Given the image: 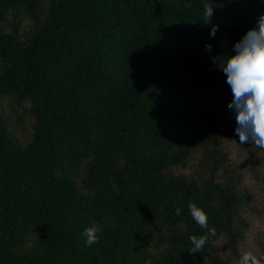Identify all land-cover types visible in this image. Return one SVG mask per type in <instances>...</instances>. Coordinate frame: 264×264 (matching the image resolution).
<instances>
[{
  "label": "trees",
  "instance_id": "1",
  "mask_svg": "<svg viewBox=\"0 0 264 264\" xmlns=\"http://www.w3.org/2000/svg\"><path fill=\"white\" fill-rule=\"evenodd\" d=\"M261 15L264 0H0V264L239 263L264 150L239 142L214 58ZM190 203L216 229L200 252Z\"/></svg>",
  "mask_w": 264,
  "mask_h": 264
},
{
  "label": "clouds",
  "instance_id": "2",
  "mask_svg": "<svg viewBox=\"0 0 264 264\" xmlns=\"http://www.w3.org/2000/svg\"><path fill=\"white\" fill-rule=\"evenodd\" d=\"M204 23H210L214 15L213 7L204 5ZM218 26H213L211 36H215ZM211 51L212 45H206ZM234 55L226 60L222 57L214 58L219 69L226 75L227 84L230 86L233 100L229 108L235 113L237 127L236 134L241 144L252 143L255 147L264 150V15L257 20V26L250 29L243 38L234 45ZM191 217L207 233L200 237L191 236L190 249L192 252H200L208 240L209 235L215 236V227L209 228L207 213L194 203L188 205ZM181 209H176V215L181 214ZM102 228L94 224L84 230L82 236L85 245L92 246L99 242ZM151 264V261H147ZM239 264H264L251 251L243 252Z\"/></svg>",
  "mask_w": 264,
  "mask_h": 264
},
{
  "label": "rangeland",
  "instance_id": "3",
  "mask_svg": "<svg viewBox=\"0 0 264 264\" xmlns=\"http://www.w3.org/2000/svg\"><path fill=\"white\" fill-rule=\"evenodd\" d=\"M18 137L22 138L23 136L28 135V127L25 123L23 126L18 128ZM241 148V145H237L235 142H231L227 145V149L229 150L231 154V158L234 160H238L239 163H242L240 171L244 175L243 184L244 186L251 188L250 190L253 192L255 198L260 195L261 189L259 187V184L255 182V180L251 177L249 171H248V162L250 159V156L246 154L245 151H243ZM264 173V167L261 169ZM256 208L257 210L262 209L263 211L255 212L253 215L251 214V226L249 231L245 234L244 239L241 241L239 249L240 253L246 251H251L257 257H263L264 256V203L261 199H258L256 202ZM228 255V253H225L224 256ZM229 264H239L234 258H232L231 262Z\"/></svg>",
  "mask_w": 264,
  "mask_h": 264
}]
</instances>
